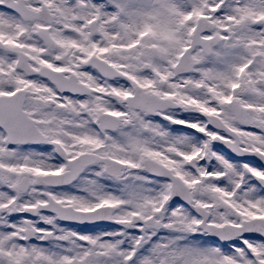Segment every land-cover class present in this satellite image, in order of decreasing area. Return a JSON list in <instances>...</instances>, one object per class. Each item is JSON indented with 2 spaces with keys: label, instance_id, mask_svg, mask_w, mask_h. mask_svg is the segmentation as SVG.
I'll return each mask as SVG.
<instances>
[{
  "label": "snow or ice",
  "instance_id": "snow-or-ice-1",
  "mask_svg": "<svg viewBox=\"0 0 264 264\" xmlns=\"http://www.w3.org/2000/svg\"><path fill=\"white\" fill-rule=\"evenodd\" d=\"M0 264H264V0H0Z\"/></svg>",
  "mask_w": 264,
  "mask_h": 264
}]
</instances>
